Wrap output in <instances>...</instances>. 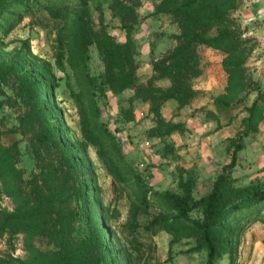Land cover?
<instances>
[{
    "label": "trees",
    "instance_id": "trees-1",
    "mask_svg": "<svg viewBox=\"0 0 264 264\" xmlns=\"http://www.w3.org/2000/svg\"><path fill=\"white\" fill-rule=\"evenodd\" d=\"M137 1L110 0L108 9L117 11L120 28L127 34L123 42H117L103 26L97 7L94 24L89 0H0L3 35L23 16L43 12L58 22L54 66L61 73L71 72L73 81L65 75V85L81 137L78 142L70 139L62 114L55 109L57 79L48 62L31 55L26 44L28 59L20 52L0 59V105L19 106L13 132L28 134L26 150L34 162L33 171L24 179L18 166L20 152L15 144L2 145L0 124V197L13 203L9 211L0 209V238H6L7 246L0 264H172L171 247L181 241L188 247L180 254L204 251V264H214L226 255L233 264L242 234L254 223L264 226V181L241 184L230 175L242 139L255 135L262 120L264 87L252 84L255 97L244 108L240 131L228 139L229 162L204 195L193 196L194 179L188 171L180 172L175 190L160 191L124 161L113 132L101 119V109L107 92L115 96L135 88L134 98L142 94L137 89L135 41L123 19L133 12ZM158 1L154 13L170 16L178 33L170 37L175 46L158 61H151L152 78L169 85L148 91L144 100L150 103V110L157 113L169 100L182 107L193 97L189 81L199 75L194 55L199 45L222 54L226 85L212 105L219 112L229 110L245 87L242 54L246 40L235 33V21L229 18L234 0ZM90 46L102 64L99 75L88 71ZM2 87L8 89V95ZM207 116L215 114L208 111ZM121 118L133 121L132 110L122 111ZM157 118V125L147 130L148 136L165 137L181 126ZM87 146L95 149L112 178L113 190L126 199L122 222H118L117 209L101 201ZM159 231L169 236L163 261L154 257L153 237ZM17 235L22 237V257L11 252ZM39 240L45 248L34 245Z\"/></svg>",
    "mask_w": 264,
    "mask_h": 264
},
{
    "label": "rangeland",
    "instance_id": "rangeland-1",
    "mask_svg": "<svg viewBox=\"0 0 264 264\" xmlns=\"http://www.w3.org/2000/svg\"><path fill=\"white\" fill-rule=\"evenodd\" d=\"M158 2L138 0L134 4L133 12L123 16L125 25L131 28L129 36L135 41V59L143 64L142 67L138 64L140 70L136 71L140 83L137 89L142 94L134 98L132 95L135 88L115 96L107 92L106 104L101 109V119L113 132L124 161L141 173L146 183L160 191L175 190L180 172L188 171L194 179L193 196L199 197L210 189L215 176L229 162L228 139L240 131V120L245 116L244 108L255 97L252 84L264 87V0H234L233 9L229 13V18L235 21V33L246 40L242 54L245 87L238 94L237 101H231V108L222 112L216 111L212 105V99L223 94L226 85V74L220 66L222 54L201 45L194 49L199 75L189 81L194 95L186 105L177 107L170 102L163 103L156 113L150 110V103L144 100L148 91L161 88L159 81L152 78V73L149 74L148 66L152 60L158 61L175 46V41L170 37L178 33L170 16L154 13ZM109 3L110 0H89L91 18L96 24V7L99 8L106 31L115 41L123 42L127 34L120 28L117 11L108 9ZM57 27L58 22L43 12L23 16L8 33L3 35L0 32V59H10L17 52L25 54L28 59V50L31 55L51 65L57 79L53 90L55 109L61 112L69 129L70 139L78 142L81 139L78 117L65 85V75L70 83L73 81L71 72L66 70L61 73L54 66V33ZM213 33L214 31L210 32ZM25 44L27 50L23 48ZM88 57L89 73L99 75L102 64L94 46L89 47ZM2 89L5 95L9 94L7 88ZM18 107L8 108L3 103L0 105L1 143L3 146L16 145L20 152L18 166L23 170L24 179H27L33 171L34 162L26 150L28 134L13 132ZM127 109H131L134 116L129 123L121 118V112ZM208 111L215 116H207ZM158 116L165 122L179 123L181 126L165 137L148 136L146 132L157 125ZM242 142L243 147L236 154L231 177L237 178L241 184L254 179L264 181V113L256 134L244 137ZM86 154L96 175L97 185L101 188V201L115 207L119 213L118 222H122L127 211L125 197L113 190L112 178L106 173L95 149L87 146ZM12 208V201L1 196L0 209L9 211ZM241 240L245 255L247 252L251 253L255 247L264 249V226L259 222L250 225L242 234ZM153 241L156 247L154 257L163 261L166 258V237L157 232ZM34 245L45 248L43 240L34 241ZM12 247L13 256L24 255L20 235L14 238ZM187 247L184 241L172 245V264H183L182 260L186 255L180 253ZM5 249L6 238L1 237L0 257ZM194 257V264H197L199 256ZM243 257L239 262L235 260L233 263L248 264V256ZM262 262L264 264V258Z\"/></svg>",
    "mask_w": 264,
    "mask_h": 264
},
{
    "label": "crops",
    "instance_id": "crops-1",
    "mask_svg": "<svg viewBox=\"0 0 264 264\" xmlns=\"http://www.w3.org/2000/svg\"><path fill=\"white\" fill-rule=\"evenodd\" d=\"M137 64H139V61H136ZM143 64H139V66L142 67ZM149 74L152 73L151 70V66L149 65ZM146 69V65L145 68ZM137 70H140L137 68ZM159 84L161 85V88H165L169 85V83L165 80H159ZM168 102H170L171 105H175L176 103L172 100L166 101L164 102L165 104H167ZM162 107V106H161ZM129 123V122H127ZM161 234H163L166 237V241L168 242L169 240V236L167 234H165L162 231H159ZM242 241V240H241ZM245 249L243 248V242H240V246L238 248V253H237V258L235 262H239L240 258H244L243 256H248V264H263L262 259L264 258V249L263 248H256L254 250L251 251V253L247 252V255H245ZM249 253V255H248ZM194 256H199V262L197 264H204V260H205V252L201 251L199 253H193V254H189L186 255L184 258V260H182L183 264H194ZM198 258V257H197ZM176 260V259H175ZM174 260V261H175ZM214 264H229L228 258L226 255L221 256L220 258H218ZM235 264V263H233Z\"/></svg>",
    "mask_w": 264,
    "mask_h": 264
}]
</instances>
